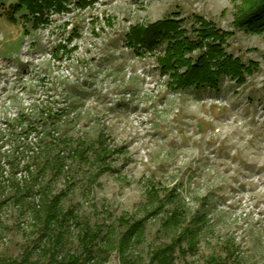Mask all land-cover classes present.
<instances>
[{"label":"rangeland","instance_id":"rangeland-1","mask_svg":"<svg viewBox=\"0 0 264 264\" xmlns=\"http://www.w3.org/2000/svg\"><path fill=\"white\" fill-rule=\"evenodd\" d=\"M35 1L39 10L12 14L18 0H0V260L39 244L32 204L46 188L65 192L63 208L77 215L59 256L79 250L80 222L118 232L121 215L149 214L143 242L128 253L146 264L174 234L162 219L178 210L199 236L194 251L175 248L173 264H264V34L234 28L241 0H98L83 9L68 0L62 10ZM194 15L230 33L228 54L255 64L242 85L225 78L219 91L170 89L157 68L166 42L137 55L125 39L166 16L188 29ZM31 110L37 119L63 116L60 139L42 150L29 180L22 169L31 153L19 149L27 141L14 119L27 123ZM99 135L109 152L101 162L93 157ZM78 140L86 160L71 153ZM53 156L62 168L43 167ZM148 191L163 201L159 211L147 206ZM103 264L122 261L113 251Z\"/></svg>","mask_w":264,"mask_h":264},{"label":"trees","instance_id":"trees-1","mask_svg":"<svg viewBox=\"0 0 264 264\" xmlns=\"http://www.w3.org/2000/svg\"><path fill=\"white\" fill-rule=\"evenodd\" d=\"M40 1L45 6L52 5L56 9L62 10L65 9L68 0ZM73 1L77 8L83 9L98 0ZM23 6L28 13H33L41 7L35 0H18V4L10 12L14 14ZM183 23V20L166 16L154 23L131 27L125 39L137 55L152 52L159 44L166 42L162 56L157 58V68L160 74L167 76V87L170 89L194 88L219 91V84L225 78L234 81L236 85H242L246 76L252 73L255 64L253 62L245 64L226 52L227 39L230 33L219 29L211 21L197 15L192 16L191 25L188 29L182 28ZM233 26L246 32L264 34V0H241L233 19ZM141 49L143 52H140ZM195 52L196 54H194ZM40 110L42 113V108ZM62 113L63 110L60 113L56 111L51 115L46 111L42 114L46 117L43 120L37 119L31 110L30 117L32 119L28 120L27 123L22 119V115L16 116L14 119L16 122L15 129L19 128L20 131L22 129L27 141L25 142L26 145H20L19 149L31 153L30 157H27L28 162L23 164L22 169L27 172L29 180L34 178L32 177V169L36 170L33 163L40 160L42 150L52 145L55 146L57 140L60 139L57 138L59 134L56 129L59 126V119L63 116ZM49 124L52 127L50 130L47 129ZM22 125H25L24 129L21 127ZM48 136L51 139L44 144ZM30 137L34 138L33 142L28 141V139L31 140ZM103 143L102 135H99L97 148L93 154L94 160L99 162L109 154ZM86 149L84 143L78 140L71 153L75 157L86 160ZM45 161L43 167L62 168L58 156L47 157ZM98 172L99 170L91 175L93 181L98 178ZM17 186L16 191L19 192L20 185L17 184ZM23 188L24 186L21 189ZM41 193L42 197L39 202L32 204L33 217L41 224L39 244L35 247L26 248L19 258L1 259L0 264H89L90 262L103 264L113 251L117 253L122 264H136L131 260L132 258L129 257L128 253L133 247L143 242L147 215L149 214L135 220L128 218L126 214L121 215L117 219L121 228L118 232H115L113 226H108L103 232L100 225L92 228L88 223L80 222L77 237L79 250L59 256L57 255V248L62 244L64 233L69 228V224L73 221L76 222L77 215L72 210L63 208L62 200L66 196L65 192L60 191L57 194H51L50 191L47 192L46 188H43ZM175 196L176 194L172 193L168 195V199L171 198L172 200ZM147 199V206L154 207L156 211L164 206L163 201L157 198L156 191H148ZM184 220L183 214L178 210L170 211L162 219L165 229L173 230L174 234L169 242L159 245L150 252L146 264H173L176 247L182 254L195 250L199 233L197 229L183 226ZM97 242L100 244L94 250ZM183 242L186 244L184 247H182ZM35 251H38L46 260L32 259ZM208 264L220 263L212 258Z\"/></svg>","mask_w":264,"mask_h":264}]
</instances>
